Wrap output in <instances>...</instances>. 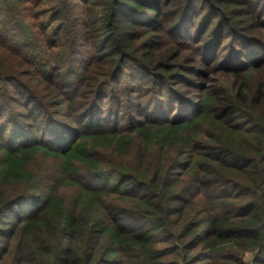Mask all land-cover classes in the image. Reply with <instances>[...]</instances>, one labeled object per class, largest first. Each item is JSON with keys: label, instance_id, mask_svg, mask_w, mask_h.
I'll return each instance as SVG.
<instances>
[{"label": "trees", "instance_id": "1", "mask_svg": "<svg viewBox=\"0 0 264 264\" xmlns=\"http://www.w3.org/2000/svg\"><path fill=\"white\" fill-rule=\"evenodd\" d=\"M70 1L0 0V51L27 68L53 60L45 79L74 64V76L57 84L69 113L81 105L73 120L24 117L12 129L13 104L32 103L9 96L11 111H0V264H169L158 242L174 224L201 254L181 264H220L221 256L229 264L225 245L264 264V111L253 127L242 124L248 95L264 94V10L254 13L262 0H78L84 13L73 20ZM36 3L43 10L33 13ZM99 3L106 13L95 18L87 7ZM196 29L192 65L171 66L184 54L175 40ZM170 45L174 56L155 57ZM2 74L11 86L23 77ZM220 74L235 82L210 84ZM124 76L132 83L113 88ZM187 81L192 90L177 89ZM76 88H92L86 103ZM134 152L146 168L125 164ZM41 158L56 163L48 184L35 171ZM62 190L75 194L68 200ZM131 216L140 223L125 222Z\"/></svg>", "mask_w": 264, "mask_h": 264}, {"label": "rangeland", "instance_id": "2", "mask_svg": "<svg viewBox=\"0 0 264 264\" xmlns=\"http://www.w3.org/2000/svg\"><path fill=\"white\" fill-rule=\"evenodd\" d=\"M31 3V0H29ZM52 2V0H51ZM78 0H71L68 4L67 8V15L68 17L73 20L77 16H83V11L81 6L79 5ZM262 9H254V13L258 11V13L262 12L264 10V0H262L261 3ZM218 8H215L214 12L210 13H219L224 9V6L218 5ZM31 9L33 13H37L41 10H43V7L39 4L36 3L33 5V8L31 6ZM87 9L90 11L95 10V12L99 13L98 15L95 16V18L98 17H103L105 12V7L102 4H97L96 6L90 4ZM226 9V8H225ZM168 10L167 8H163V13H167ZM234 13H243L240 12L237 9V12ZM94 16H92L91 19H93ZM2 18H0V21ZM10 25V24H9ZM208 23L204 25L206 27ZM204 27H201L202 29ZM14 29L15 27L12 26ZM200 31L194 30V33H190L186 39L189 40H183L182 42H179V40H175L177 43V48L180 50L184 51V54L181 58V60H175L171 63V66H178L179 64L181 65H192V62L194 59L198 56V53L200 52V49L197 48L198 41L201 40L200 38ZM192 36L194 38H192ZM190 39H194L193 41ZM82 42L84 43L85 39H81ZM3 39L0 37V45L2 44ZM173 41V42H175ZM191 45L184 47V45ZM92 45H95L93 42H89L86 46L85 52L86 56L89 58L93 57L95 55L94 51H92ZM169 45V44H166ZM169 48H162L156 51L155 57H159L161 53L164 51L170 50V57L174 56L178 50L176 49L175 46H166ZM211 47L208 46L207 48ZM56 52V51H55ZM12 53H15V50H12ZM71 56H68V60ZM83 59V58H82ZM187 59V60H185ZM37 65H35L32 68H27V67H22V66H17L18 60L15 55H12L10 52L3 53L0 51V71L3 72L2 76L3 78L10 77L11 75L14 74H19L23 76L20 79L19 83H16L15 86H11L9 82H3L2 80L0 81V111H4V113H9L11 111L9 107V103L6 102V100L9 99V96H15L17 99H21V101L25 102V105L28 103H32L29 108L23 107L18 103L13 104L14 110L17 112V115H15L13 118H9L6 121V125L12 129L18 121L21 119H24V117H34L36 118L40 123L44 122L47 126L51 123L52 119H57L62 121V118L65 117V119H74V115H78L79 112L78 110L81 109V105L78 103L76 106V109L73 110L72 113H69V106H62L63 99L66 97V93L63 92V88L61 85L57 84V81H59V78H65L67 81H69L70 77L74 76L72 74L75 65L72 64L70 65H61V67L64 66V70L60 72L57 76V78L53 79L51 76H48L49 78H44L41 74V70L44 68V66L52 67L55 68V63L53 60L48 59L47 63H40V61L37 59ZM50 61H53L51 63ZM184 61L186 63H184ZM202 64H197L195 67L200 68ZM182 69L177 68L176 71H181ZM190 69L186 70L189 72ZM25 75V76H24ZM252 77L251 84L256 82L257 76L255 77V73L250 75ZM212 82L210 84H215V85H223L225 80L234 83L235 80H233L232 76H223V75H210ZM127 77L124 76V80H118L116 82H111V85L115 89H120L123 88L129 84L132 83L131 80L125 79ZM156 78V77H155ZM193 80L196 82L199 80V76H193ZM121 81V82H120ZM172 83L175 84V80H172ZM207 81V80H206ZM205 81V82H206ZM49 82V84H47ZM187 83V84H185ZM228 83V82H227ZM224 86V85H223ZM80 87V84H79ZM177 89L185 92V91H190L192 90V85L190 84L189 81L183 82L179 85H177ZM92 88H85L80 90L79 88H76L74 94H82L86 93V95H82L80 98H78V101L85 102L88 100L87 95L91 92ZM185 90V91H184ZM117 92V91H116ZM20 93H23L24 95L21 96ZM118 93V92H117ZM193 92L191 93V95ZM118 95H121V93H118ZM86 97V98H85ZM227 100H231L230 96L226 95ZM28 101V102H27ZM248 116H245V120L242 122V124L246 127L248 125V128L253 127L254 122L256 121L257 117L264 111V94H255L251 93L248 95ZM86 109L88 111H91L90 105L86 106ZM264 114V112H263ZM28 122H31V119H27ZM139 146V141L135 142V147L137 148ZM107 159L110 160L111 162H114V165H119L122 163V159L118 158L115 155H108ZM106 159V160H107ZM107 160V161H108ZM130 164L133 167L141 170L146 168V166H143L141 159L137 155V152H134V154L129 157L125 164ZM158 163V160H157ZM156 164V163H154ZM112 165V164H110ZM55 168H56V163L50 159L47 158H41L39 160L38 165L35 168V171L39 174L41 177V181L44 184H48V180L52 179L53 176L55 175ZM64 195L68 200L73 198V195L75 194V191H65L62 190ZM39 194H42V192H39ZM125 222L127 223H132V224H137L140 223L139 219L135 216H131V218H124ZM178 227V228H176ZM161 241L158 242V248H161L162 250L166 251V260H169V264H181L183 258L185 255H188V257L191 259L190 263L196 260H199L200 253H199V248L197 249H191L190 244L188 243L189 240H192L193 237H186L181 231L180 226L174 225H167L166 227L163 228L161 232ZM225 256L226 261L230 262L229 264H239L241 261H243V264H253V254L252 252H246L242 253L240 248H235L233 250H229V247L231 248V245H225ZM186 250V252H185ZM238 261L239 263L235 262ZM214 262H212L213 264ZM220 264L225 263L224 258L221 256V259L219 260Z\"/></svg>", "mask_w": 264, "mask_h": 264}]
</instances>
